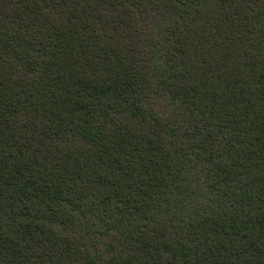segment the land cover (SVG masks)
<instances>
[{"label": "trees", "instance_id": "obj_1", "mask_svg": "<svg viewBox=\"0 0 264 264\" xmlns=\"http://www.w3.org/2000/svg\"><path fill=\"white\" fill-rule=\"evenodd\" d=\"M0 264H264V0H0Z\"/></svg>", "mask_w": 264, "mask_h": 264}]
</instances>
